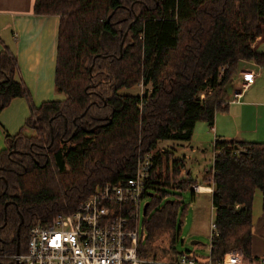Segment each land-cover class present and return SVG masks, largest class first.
<instances>
[{
  "label": "trees",
  "instance_id": "obj_1",
  "mask_svg": "<svg viewBox=\"0 0 264 264\" xmlns=\"http://www.w3.org/2000/svg\"><path fill=\"white\" fill-rule=\"evenodd\" d=\"M34 14L59 17L55 87L66 100L36 108L14 80L15 58L0 55V111L22 98L30 112L0 156V264L26 253L31 226L133 177L138 159L159 142H189L198 123L212 126L242 61L264 67V53L252 47L264 37V0H35ZM140 83L151 86L142 97L121 94ZM213 152L203 179L212 173L209 257L218 262L237 249L253 260L257 197L264 214V143L216 141ZM171 157H151L140 222L146 238L137 249L147 264L182 256L199 262L176 249L177 220L188 210L183 194H193V182L174 183L184 166Z\"/></svg>",
  "mask_w": 264,
  "mask_h": 264
},
{
  "label": "crops",
  "instance_id": "obj_2",
  "mask_svg": "<svg viewBox=\"0 0 264 264\" xmlns=\"http://www.w3.org/2000/svg\"><path fill=\"white\" fill-rule=\"evenodd\" d=\"M34 3L35 0H0V55L8 51L15 58L17 67L14 80L26 87L31 103L38 108L44 103L64 102L66 96L55 87L59 17L35 15ZM242 65L255 72V83L244 93L239 103L226 104L215 115L213 125H207L210 132L214 133L213 148L216 141L264 143V67L251 62ZM256 67L257 70L254 69ZM229 92L230 89L227 93ZM29 116L28 102L22 98L13 99L0 111V156L6 149L5 138L17 135ZM207 126H201L203 133L206 132ZM29 133L25 132L26 135ZM191 140L159 142L150 155L152 157L153 154L168 152L172 154L170 162H183L184 169L177 178L183 181L193 180L200 187L199 193L191 195L192 202L198 195L210 197V213L213 220L212 188L207 182L198 183L204 176H199L198 170L193 174L188 167L194 161L197 163L193 156L201 152L197 146L202 147L201 142L191 143ZM179 147L181 152L177 153ZM210 250L209 246V254ZM192 254L201 264H205L210 258H199L193 252ZM251 256L254 259L247 258L249 261L264 264V214L258 197L253 209Z\"/></svg>",
  "mask_w": 264,
  "mask_h": 264
},
{
  "label": "built area",
  "instance_id": "obj_3",
  "mask_svg": "<svg viewBox=\"0 0 264 264\" xmlns=\"http://www.w3.org/2000/svg\"><path fill=\"white\" fill-rule=\"evenodd\" d=\"M251 70L240 73L226 99L237 104L255 83ZM152 169L150 156L138 159L136 173L116 183H106L69 214H57L49 224L37 223L29 229L25 254L8 258L19 264H147L138 257L139 242L146 238L140 226V203L147 192ZM210 242L215 227L211 224ZM201 264L182 256L172 263ZM205 264H258L240 250L226 253L218 262Z\"/></svg>",
  "mask_w": 264,
  "mask_h": 264
},
{
  "label": "rangeland",
  "instance_id": "obj_4",
  "mask_svg": "<svg viewBox=\"0 0 264 264\" xmlns=\"http://www.w3.org/2000/svg\"><path fill=\"white\" fill-rule=\"evenodd\" d=\"M252 47H255V49H258L260 52L264 53V37L261 39H257L256 42L252 45ZM246 61H242L240 64V67L238 71L232 76L230 80V92L227 93L224 102L226 101L227 97L230 95L232 91V87L235 88L238 78L240 76V73L245 71V70H251L246 67L244 64ZM248 63V62H246ZM252 63V62H251ZM257 70V67L254 68ZM261 70V69H260ZM253 71V70H251ZM254 72V71H253ZM255 73V72H254ZM257 76V75H256ZM151 86L150 85H143L142 83L138 84L137 86L133 87L132 89L128 90H122L121 94L123 95H130V96H139L142 97L146 91H150ZM205 92L201 94V98L204 97ZM201 126H207L205 123H198L195 127L194 134L191 140L192 142H201L202 147L197 146V148L201 149V152H198L197 155L193 156V159L197 161L193 162L192 165H189L188 167L191 169V172L194 174L196 170L197 174L199 176L207 175L209 170L212 168V161H213V138H214V133L210 132L208 129V126L206 127V132H202V127ZM201 133V134H199ZM33 135V132H30L29 135ZM61 148H67L69 147V144L66 143L65 145H61ZM186 149L185 151H187ZM181 152V148L179 147V150L177 153ZM188 153V151L186 152ZM150 156L151 155H147ZM172 159V157H171ZM200 165V167H198ZM184 169V168H183ZM182 169V170H183ZM181 170V171H182ZM191 173V176L193 177V174ZM208 178V179H207ZM180 178L175 177L174 178V183L177 184L179 182H182L183 180H179ZM204 177L198 181V183L203 184L204 183ZM205 180H207L208 184L212 183V173H210V177H206ZM193 183L190 185L189 190L193 191V194L199 193L200 192V187L197 186L195 181L191 180ZM212 188V187H211ZM259 198V197H258ZM183 199L184 202L188 206V210L186 214L181 217H178L177 223L179 224L180 227V233L178 237V242L176 243V249L179 252L183 251H189L190 253H194L197 257L199 258H209V246H210V233H211V206H210V197L208 195H198L195 200L192 202L191 201V195L190 192L187 191L186 193L183 194ZM258 200V199H257ZM259 201V200H258ZM149 202V199L145 198L142 199L140 203V209H141V219L143 217V207L146 203ZM191 203V204H190ZM194 203V204H193ZM189 204L191 205L189 207ZM193 204V206H192ZM141 226V225H140ZM142 228V226H141ZM144 231V230H143ZM145 232V231H144ZM165 236V235H164ZM163 236V239H164ZM168 241L166 240V243ZM192 242H197V244H192ZM210 259V258H209ZM207 263V262H206Z\"/></svg>",
  "mask_w": 264,
  "mask_h": 264
},
{
  "label": "water",
  "instance_id": "obj_5",
  "mask_svg": "<svg viewBox=\"0 0 264 264\" xmlns=\"http://www.w3.org/2000/svg\"><path fill=\"white\" fill-rule=\"evenodd\" d=\"M94 130H92V132H93ZM6 206V205H5ZM145 210H146V204L144 205V207H143V214H145ZM192 244H197V242H192ZM16 255H19V252L17 251L16 252ZM15 264H19L18 262H15Z\"/></svg>",
  "mask_w": 264,
  "mask_h": 264
}]
</instances>
